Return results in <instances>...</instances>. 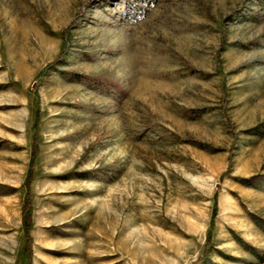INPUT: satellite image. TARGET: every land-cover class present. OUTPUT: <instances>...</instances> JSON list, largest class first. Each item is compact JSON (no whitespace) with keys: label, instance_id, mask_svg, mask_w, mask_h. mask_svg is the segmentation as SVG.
Segmentation results:
<instances>
[{"label":"rangeland","instance_id":"1","mask_svg":"<svg viewBox=\"0 0 264 264\" xmlns=\"http://www.w3.org/2000/svg\"><path fill=\"white\" fill-rule=\"evenodd\" d=\"M0 264H264V0H0Z\"/></svg>","mask_w":264,"mask_h":264},{"label":"trees","instance_id":"2","mask_svg":"<svg viewBox=\"0 0 264 264\" xmlns=\"http://www.w3.org/2000/svg\"><path fill=\"white\" fill-rule=\"evenodd\" d=\"M33 154L35 155V153H36V143H34V145H33ZM29 197H30V194L28 193V199H27V204L25 205V209H26V207L28 208V211L30 210V208L29 207H31L30 205H31V201H30V199H29ZM31 219H30V217H28V218H26V224H25V227H26V236H27V242H26V244H27V246H28V250H31V248H30V246H31V243H32V239H31V234H30V231H29V229H30V225H31ZM209 238H211V236H210V234H209Z\"/></svg>","mask_w":264,"mask_h":264}]
</instances>
